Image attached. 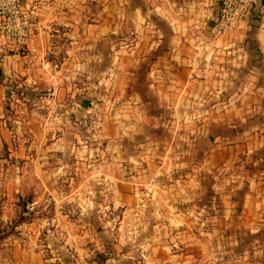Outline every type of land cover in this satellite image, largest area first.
<instances>
[{
    "label": "rangeland",
    "instance_id": "obj_1",
    "mask_svg": "<svg viewBox=\"0 0 264 264\" xmlns=\"http://www.w3.org/2000/svg\"><path fill=\"white\" fill-rule=\"evenodd\" d=\"M18 8L0 0V264H208L185 252L208 223L184 243L169 226L165 156L179 173L194 138L166 126L144 81L156 28L139 0Z\"/></svg>",
    "mask_w": 264,
    "mask_h": 264
},
{
    "label": "crops",
    "instance_id": "obj_2",
    "mask_svg": "<svg viewBox=\"0 0 264 264\" xmlns=\"http://www.w3.org/2000/svg\"><path fill=\"white\" fill-rule=\"evenodd\" d=\"M219 5L220 0H139L136 11L156 28L146 50L149 67H141L149 69L144 81L159 108L165 107L159 115H165L166 126L194 138L189 155L179 160V173L178 160L165 156L172 180L169 226L183 229L184 243L191 240L185 235L190 224L202 230L208 223L185 250L208 264H256L249 253L264 256V2L256 0L240 28L214 37L210 29ZM212 175L241 183L212 189ZM224 200L228 206L220 205ZM203 213L206 222L198 217Z\"/></svg>",
    "mask_w": 264,
    "mask_h": 264
},
{
    "label": "built area",
    "instance_id": "obj_3",
    "mask_svg": "<svg viewBox=\"0 0 264 264\" xmlns=\"http://www.w3.org/2000/svg\"><path fill=\"white\" fill-rule=\"evenodd\" d=\"M255 2L256 0H220L218 15L210 29L212 35L218 37L240 28L250 18ZM13 6L19 11V0H13Z\"/></svg>",
    "mask_w": 264,
    "mask_h": 264
},
{
    "label": "trees",
    "instance_id": "obj_4",
    "mask_svg": "<svg viewBox=\"0 0 264 264\" xmlns=\"http://www.w3.org/2000/svg\"><path fill=\"white\" fill-rule=\"evenodd\" d=\"M25 204V203H24Z\"/></svg>",
    "mask_w": 264,
    "mask_h": 264
}]
</instances>
